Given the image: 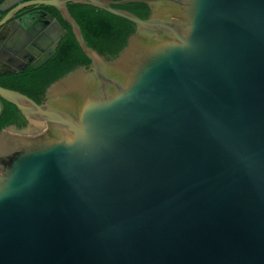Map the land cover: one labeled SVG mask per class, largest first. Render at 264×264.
I'll return each instance as SVG.
<instances>
[{"label": "water", "instance_id": "95a60500", "mask_svg": "<svg viewBox=\"0 0 264 264\" xmlns=\"http://www.w3.org/2000/svg\"><path fill=\"white\" fill-rule=\"evenodd\" d=\"M67 2L135 31L106 58ZM42 5L90 64L41 103L0 85L27 119L0 129V264H264V0H5L0 75L55 54Z\"/></svg>", "mask_w": 264, "mask_h": 264}, {"label": "trees", "instance_id": "16d2710c", "mask_svg": "<svg viewBox=\"0 0 264 264\" xmlns=\"http://www.w3.org/2000/svg\"><path fill=\"white\" fill-rule=\"evenodd\" d=\"M5 0H0L3 3ZM71 15L79 24L84 39L90 48L96 49L106 58L113 57L126 43L129 34L135 31V24L126 18L112 14L101 8L74 2H67ZM127 9L141 18L148 16L149 7L142 2L116 5ZM51 13L65 29L55 54L42 66L35 69L26 65L23 69L0 75V85L27 94L37 103L45 100L47 86L69 70L90 64L82 52L70 25L62 18L57 8L51 5L40 6ZM22 9L17 15L26 12ZM6 11H0L2 17ZM9 124L24 127L27 119L12 103L0 98V129Z\"/></svg>", "mask_w": 264, "mask_h": 264}, {"label": "flooded vegetation", "instance_id": "af4514ba", "mask_svg": "<svg viewBox=\"0 0 264 264\" xmlns=\"http://www.w3.org/2000/svg\"><path fill=\"white\" fill-rule=\"evenodd\" d=\"M42 6H43V5H42ZM34 8H35L34 6H31V7H28V8H26V9H27V11H30V10H33ZM63 35H64V34H63ZM63 35H62V36H63ZM45 44H46L45 49H44V50H41V49H40L41 54L45 53L50 47L53 46V39L50 38L49 41H46V42H45ZM35 56H36V55L33 53V54H32V57H35Z\"/></svg>", "mask_w": 264, "mask_h": 264}, {"label": "crops", "instance_id": "0c3cea01", "mask_svg": "<svg viewBox=\"0 0 264 264\" xmlns=\"http://www.w3.org/2000/svg\"><path fill=\"white\" fill-rule=\"evenodd\" d=\"M5 32H6V30H3L1 34H3V35H4V34H5Z\"/></svg>", "mask_w": 264, "mask_h": 264}]
</instances>
